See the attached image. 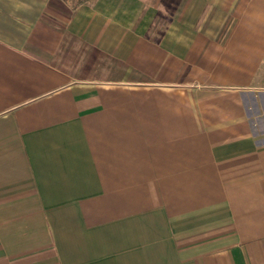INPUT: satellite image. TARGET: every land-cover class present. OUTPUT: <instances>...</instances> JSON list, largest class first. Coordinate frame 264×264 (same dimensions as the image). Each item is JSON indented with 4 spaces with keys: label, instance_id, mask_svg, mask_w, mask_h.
<instances>
[{
    "label": "crops",
    "instance_id": "crops-1",
    "mask_svg": "<svg viewBox=\"0 0 264 264\" xmlns=\"http://www.w3.org/2000/svg\"><path fill=\"white\" fill-rule=\"evenodd\" d=\"M0 264H264V0H0Z\"/></svg>",
    "mask_w": 264,
    "mask_h": 264
},
{
    "label": "trees",
    "instance_id": "trees-1",
    "mask_svg": "<svg viewBox=\"0 0 264 264\" xmlns=\"http://www.w3.org/2000/svg\"><path fill=\"white\" fill-rule=\"evenodd\" d=\"M64 1H66L67 3H69L70 6L73 9H76L77 7H79L80 5L88 2L89 0H64Z\"/></svg>",
    "mask_w": 264,
    "mask_h": 264
}]
</instances>
